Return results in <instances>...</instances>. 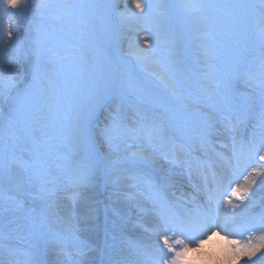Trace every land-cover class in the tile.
Here are the masks:
<instances>
[{
  "label": "snow or ice",
  "instance_id": "snow-or-ice-1",
  "mask_svg": "<svg viewBox=\"0 0 264 264\" xmlns=\"http://www.w3.org/2000/svg\"><path fill=\"white\" fill-rule=\"evenodd\" d=\"M28 0H5L4 15L11 17L16 13H9L6 9L17 10L24 13L29 8ZM63 8L64 13L55 14L52 19L60 21L70 14L72 5H57ZM146 4L135 2V8L144 12ZM216 7L229 9L231 5H218ZM256 10L255 4L241 5ZM256 14V30L249 37L250 45L258 46V56L252 55L247 63H258L259 79L248 76L241 80L239 75H233L230 87L234 89L237 82L244 83L248 87L259 89L260 106L257 122L250 130L245 129L243 111L254 113L252 105L235 112V123L229 118L224 125L223 131L230 134L232 156L237 163L241 155L247 151L250 159L259 155L260 161H264V0H260L259 10ZM36 35L30 40L31 64L28 81L23 88L19 87L15 74L0 76V109H4L0 116V125L4 135L0 139L4 141L3 149L5 155L0 156V183L5 188L0 192V217L7 220L5 230L0 232V253L5 259H0V264H186L187 254L192 250L190 245L195 243L199 248L204 238L210 236L214 231L225 236L235 235L238 238L228 241L231 251L238 259L241 256L249 258L264 249V235L258 237L259 243L252 241L242 242L240 227L235 223L239 213H229L224 205L230 208L239 207L232 199H223V195H217L220 190L213 173V184L215 190L208 188L207 176L204 177V188L206 201L200 202L196 195H191L190 200L193 206L184 213L177 212L175 206L164 195L165 185L161 184L153 175L151 165L157 163V153L163 152L168 158L171 152L172 163L187 167L189 175L195 168H204V162L198 158L194 159L193 152L177 141L176 133L183 129L177 127L174 131L170 129L157 113L145 115V123L140 127H132L126 123L125 112L128 108H135L134 103H127V96L136 95L143 91L130 73H121L118 82L106 79L97 89L94 90V100L88 110L77 117L76 142L72 151L79 150L83 155L85 164L80 165L72 161L74 169L73 183L77 189H87L92 186V180L102 175L105 167V155L96 148L90 128V117L95 108L104 100L115 97L120 101L112 113V125L105 130V139L109 147L114 139L122 142L134 140L139 144H147L156 152L142 154L139 160L131 161L121 166L117 171L129 173L130 179L134 180L133 187L137 194L145 196L151 204V208L144 205L136 207L135 219L128 216L121 217L123 223L113 222V228L105 235L103 249H92L79 240L76 235V228L67 216H61L56 204L61 188L55 179L50 178L51 173L48 167L49 151L47 144L33 135L26 146H21L20 138L13 129L24 132L28 129L38 130L34 125L38 121V113L42 110V102L51 99L59 91L57 73L49 65L53 63L57 54L50 49H45L40 37V29H35ZM0 40L5 37L9 42H20L19 33L16 29L6 26L0 29ZM139 59V58H138ZM242 69L245 66V57H241ZM211 85H206L202 91L206 94ZM221 134V129L215 122H209L198 139V147L205 154L210 151L217 157L223 159L222 154L215 153L214 137ZM19 149L26 158L8 159L6 153ZM211 167V165H209ZM264 167V165H261ZM255 171V169H254ZM260 173H257L259 175ZM119 177L111 180L113 185L119 184ZM252 183H255L253 180ZM197 188L196 185H193ZM260 187H264V180ZM248 188L231 189L237 200L240 191H248ZM197 191L201 189L197 188ZM227 192V188L224 189ZM83 191H77L69 197L73 204L79 202ZM121 193L117 192L119 200ZM126 200H134L135 194L124 193ZM183 199V193L181 194ZM150 215L153 223L145 226L143 217ZM63 221L67 227L60 232L53 233L50 225ZM219 220V222H218ZM128 225L133 229L140 228L147 232L153 239L145 240L142 237L130 238L126 234ZM261 229H264V215L261 217ZM108 236H111L113 243H108ZM119 239V243L116 241ZM55 252L56 258L50 260L49 254ZM99 252V258H90L87 252ZM255 264V261H253Z\"/></svg>",
  "mask_w": 264,
  "mask_h": 264
},
{
  "label": "rangeland",
  "instance_id": "rangeland-1",
  "mask_svg": "<svg viewBox=\"0 0 264 264\" xmlns=\"http://www.w3.org/2000/svg\"><path fill=\"white\" fill-rule=\"evenodd\" d=\"M64 1L66 0H28L30 6L26 12L20 13L17 10L6 9L9 13H16L8 17L4 15L5 0H0V29L15 25L20 37V42L14 41L13 50H9L11 45L8 44L10 42L6 37L0 40V76L6 77L9 74H15L19 87H24L30 75L32 58L30 40L36 35L35 29L37 27L40 29L43 47L50 49L58 56V58L55 57L57 59L56 62L53 60L54 66L51 67L58 74L59 91L51 99L42 102V110L37 114L38 121L34 125V128L38 130L28 129L24 132L19 129L12 130L20 138L19 143L21 146H26V143L30 142L33 135L47 144L49 151L47 163L50 172L54 169L56 170V168H53L55 164L62 165L61 173L73 178L74 169L70 160L72 157L71 152H73L72 148L76 142L77 117L84 114L91 107L89 101L95 99L94 90L106 79L118 82L121 73H130L135 82L143 89L138 97L131 95L125 98L127 103L135 104V108H128L125 112L126 123L132 127H140L145 123V115L157 113L162 118V121L173 131L177 127L183 129L181 133L175 134V138L178 141H182L190 149H194V145L198 146L199 136L209 122L224 126L228 118L233 119L235 117L234 114L238 109H244L246 106L252 105L255 110L254 113L243 111L242 114L251 126L257 122L256 118L259 115L260 106L259 89L248 86L243 88L240 86L241 82H237L234 89L229 85L234 74L239 75L241 80L247 79L249 75L257 80L259 79L258 63H247V60L254 54L258 56V46L250 45L249 37L256 30L255 12L259 10L260 0H194L199 10L208 13V26H205V24H202L201 21L199 22L194 17V22L201 23L207 34L206 39H200L203 43L202 46H204V59L207 63L205 67L199 66V56L193 47V35L187 30L192 16L183 10L184 3H180L179 0H159L168 8L169 19L165 22L148 19V21H152L149 30L161 29L162 27L164 29V27L172 26L179 32V37L176 38L178 43L175 47L179 52L178 56L182 59L181 64H183L178 69L180 74L178 82L180 83L181 81L182 86H178L175 83L179 90L174 92L168 90L158 80L146 75L143 72L144 70L133 62L134 60L128 58V52L123 51L119 46L121 42L117 38L116 29L121 24L116 19L117 9L113 0H76L83 4L85 12L82 18L87 22V27L82 28L85 30V34H81L79 39L68 37V32L65 28V23L68 20L67 15L60 21H53L52 19L55 14H62L61 8L56 6L61 5ZM189 2L191 3V1ZM250 4H255L257 6L256 10L238 7ZM218 5H231L233 7L225 9L216 7ZM50 22L57 25L56 29L51 27L54 29L52 30L53 32L49 28ZM142 46V43L139 44V47ZM71 54H73L72 57L70 56ZM241 57H245L246 61L243 70H241ZM72 58L79 60L81 67L88 69L89 72L78 83L74 82L73 79L75 71L72 61H70ZM151 65L154 67L155 63L151 61ZM198 69L200 70L199 72H207V75L202 76L200 81L204 85H211L206 94L195 79ZM119 103L120 101L115 97L102 101L90 117V128L96 148L109 159H118L122 153L131 150L132 155L130 157L123 156L121 158L123 164H127L131 161L139 160L137 156H134L137 148L135 146L132 147V142L136 141L128 140L125 143L119 139H114L111 147H109L105 139V130L110 129L112 125V115H108L105 118L107 123L99 121L100 116L106 114L105 109L114 111V104L118 105ZM182 105L188 108L198 106L201 109L198 108L196 114H192ZM66 106L70 107L68 118L64 123L57 125L53 114H60L63 109L66 110L68 108ZM3 111L5 110L0 109V116H2ZM48 113L52 114L50 118L46 117ZM3 135L2 125H0V136ZM4 147V141L0 139V156L5 155ZM194 153L198 155L199 160H206L202 149H200L199 153L195 151ZM75 154L77 155L76 162L80 165L86 163L79 150H76ZM6 155L8 159L26 158L25 154L19 149L15 151L9 150ZM161 163L166 164L164 161H161ZM113 164L107 163L105 159V167L102 175L99 176V184L104 190L108 186L105 181L109 176L108 169L112 166L116 169L121 167L120 164ZM175 167L186 168L175 163L169 166L170 170ZM204 174L205 171L199 170L193 177L195 180H200L204 177ZM186 177L184 176V178ZM168 178L165 177L160 182L164 185L169 184V186L165 185L164 193H172L173 189H176L177 191L173 193V196L178 203V208L186 205L192 207L193 205L186 203V201L190 200L191 195L196 194L189 186L180 182L175 183ZM127 182L129 183L126 187L127 192L142 198V204L144 203L145 207L151 208L145 196L137 194V190L130 187L134 184V180H128ZM172 186L173 189L167 188ZM181 186L184 190L182 192L179 191ZM4 188L5 185L0 183V192ZM182 193L183 199H181ZM196 196L198 198V195ZM101 200V202L99 201V205L102 207L101 212L97 213L98 215L95 217L92 216L95 219L94 227L102 231L99 236L100 240L98 238L99 244L95 242V246L90 247L89 245L92 244L89 243L85 251L88 248L103 249L105 235L112 230L113 222H124L117 218L112 211L115 209L114 201L106 200L104 197ZM135 212L129 214L133 219L136 218ZM262 215H264V209L261 213L257 212L254 217L261 219ZM103 218L111 222L102 221L101 219ZM253 218L251 217L250 220L247 218L242 219L243 224L239 226L240 235L243 237L242 242H247L251 239L259 243L258 237L264 234V229H261V226L251 230L250 224L256 225V223L253 224L256 222V220H252ZM88 220L90 219L85 218V220L78 222L77 225L87 226ZM143 222L145 226H149L153 223V218L148 215ZM6 224V218L0 217V232L5 230ZM64 224L63 221L58 220L50 225L51 231L53 233L60 232L65 229ZM127 228L132 230L131 233L126 231V234L132 239L138 237H142L145 240L153 239L149 233L143 232L140 228L133 229L132 225H128ZM219 235L225 237L222 231L219 232ZM107 239L108 243H113L111 236H108ZM116 243H119V239ZM87 254L90 258H99V252L92 251L87 252ZM0 258L5 259L3 253H0ZM48 258L50 260L55 259V252H51ZM241 259L245 260L246 264H253V261H255V264H264V249L258 251L257 255L251 258L241 256L234 264H238ZM186 264L189 263L186 261Z\"/></svg>",
  "mask_w": 264,
  "mask_h": 264
},
{
  "label": "bare ground",
  "instance_id": "bare-ground-1",
  "mask_svg": "<svg viewBox=\"0 0 264 264\" xmlns=\"http://www.w3.org/2000/svg\"><path fill=\"white\" fill-rule=\"evenodd\" d=\"M189 1H191V3ZM113 2L117 9L116 19L121 24L120 27L116 29V33H118L117 38L121 42L119 46L123 51L128 52V58L134 60L133 62L141 67L146 75L158 80L171 92L179 90V88L175 86L176 84L178 86H182V82H178L180 79L178 69L182 60L181 57L178 56L179 52L175 47L170 46L161 39V37L165 35L166 29H162V27L161 29L156 28L155 30H149V26L152 24V21L155 20L159 22H165L169 19L170 14L168 8L165 7L159 0H113ZM135 2L146 4L148 7L144 12H141L139 9L135 8ZM179 2L184 3L185 6H183V10L188 15L192 16L189 33L193 35V47L199 56V66L205 67L207 63L204 59V46H202L203 43L200 39H204L207 36L206 31H204L203 27L201 26V23L205 24V26L209 25L207 22L208 13H204L203 11L199 10L196 7V2L194 0H179ZM69 5H72L73 8L68 15L65 28L68 32L69 38L76 37L79 39L81 38V35L78 34V30L82 29L84 26V19L82 17L85 9L83 4L79 1H73ZM62 10L64 12L66 11L63 8ZM194 17L197 18L199 22L201 21V23H195ZM148 19H151L152 21H148ZM10 27L12 29H16L15 25ZM51 27L52 26L50 25V31L54 30ZM56 28L57 25L55 24V29ZM141 43L143 46L139 47V44ZM151 61L155 63L154 67H152ZM77 63L78 62L76 61V64ZM79 68V70H81L82 76H86L89 73L88 69L82 68L81 65H79ZM205 73L207 72H204L203 74ZM69 112L70 107L66 108V110L63 109L60 114H53V118L55 119L57 125L62 124L67 120ZM51 116L52 114L50 113L46 115L48 118ZM216 126L221 129V134L218 136H224L227 134L223 131L224 126H219L217 124ZM133 146L137 148L136 154H134V156H137L138 158H140L142 154L153 153L157 151L147 144L132 142V147ZM193 147L195 152H200V149L197 145H194ZM71 153L72 157L70 163L77 160V155L74 152ZM215 153L218 152L215 150ZM228 154H231V156ZM260 154H264V149L261 150ZM131 155L132 152L129 150L122 153L118 159H109L106 155L105 159L107 163H111L112 165H114L113 163H116L120 164V166H124L126 164H123L121 158L123 156L130 157ZM206 155V161L204 162L205 166L202 169L205 171L204 177L207 176L208 188L213 190L216 188V185H214L212 182L213 173H215L220 187L217 195H223L224 200L232 199L234 204L239 205V207L235 209L230 208L227 204L224 205L225 209L229 213H239V215L236 217L235 223L240 226L243 224V218L250 220L251 217L253 218L254 215L257 214V212L261 213V211L264 209V187H260L261 181L264 180V167H261V165H264V161H260L259 155H256L254 159H250V153L245 151L241 155L240 162L237 163L236 159L232 156L231 146L224 152V154H222L223 159L217 157L211 151ZM193 157L196 159L198 158V155L193 152ZM157 160L158 162L152 164L151 168L153 175L159 182H161L163 178L169 177L168 179L175 183L180 182L181 184L189 186L194 194L198 195L200 202L206 201V193L202 191L204 188V177L200 180H195L193 177L199 170L202 169L197 170L194 168L191 172V177L187 167L185 169L175 167L170 170L169 166L172 164L171 152H169L168 158H165L163 152H158ZM161 161L166 162V164H162ZM209 165H211V167H209ZM53 168H56V170L54 169L52 172H50V178L55 179L61 188V192L58 194V199L56 200L60 215L67 216L71 219L72 225H74L77 230L76 235L79 237L80 241L86 244V246L90 243L92 245L89 246L93 247L95 246V242H98L99 244V236L101 235L102 231L101 229L99 230L98 228L94 227L95 219H93L92 216L95 217L101 212L102 207L99 205V201H102L101 198L104 197L106 200L114 201L113 204L115 209L112 211L115 213V216L120 219L121 217L126 219L131 212L136 211V207L138 205H144V203L142 204V198L138 197L137 195L134 200H126L124 198L123 194L129 193L126 190V187L129 185L127 181L132 179L128 178L129 173L117 171L114 166L108 169L109 176L105 180L108 184L106 190H104L99 184L100 177L93 179L92 186L89 188L77 189L73 183V178L61 173L63 169L62 165L55 164ZM257 173L260 174L257 175ZM184 176L187 177L184 178ZM117 177L120 178L119 184L113 185L111 180ZM253 180L255 183H252ZM165 185L169 186V184ZM193 185H196L197 188L201 189V191H197V188H194ZM167 188L173 189V186ZM225 188H227L226 193L224 192ZM234 188H248L249 190L240 191L238 195L241 197V200H237L231 191V189ZM77 191H83V196L79 198L78 203L73 204L69 197L75 195ZM176 191V189H173L172 193H164V195L170 202L174 204L177 212L184 213L187 209H190L191 206L186 205L178 208V203L175 201L173 196V193ZM179 191H184L182 186ZM117 192L121 193L119 200L117 199ZM261 193L263 194V197ZM114 197L116 198L114 199ZM147 216L148 215L143 217V220ZM85 218L90 219L87 222V226L77 225L78 222H81L83 219L85 220ZM101 220H106V222H109V220L105 218ZM252 220H256V222L253 223H256V225H252L251 223V230L261 226V219L254 217ZM66 227L67 225L64 224V228ZM126 231H130V233L132 232V230L128 228ZM236 238L238 237L231 234L223 237L214 231L210 236L204 238V241L202 244H200L199 248L195 247V243H199V241H196L190 245L192 250L187 254V262L189 264H234L238 261V259L232 253L231 246L229 245L228 241ZM243 259L239 260L240 262H238V264H246L245 260L243 261Z\"/></svg>",
  "mask_w": 264,
  "mask_h": 264
}]
</instances>
